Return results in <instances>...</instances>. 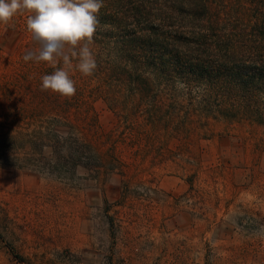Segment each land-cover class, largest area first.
<instances>
[{
  "label": "rangeland",
  "instance_id": "1",
  "mask_svg": "<svg viewBox=\"0 0 264 264\" xmlns=\"http://www.w3.org/2000/svg\"><path fill=\"white\" fill-rule=\"evenodd\" d=\"M26 16L0 24V264H264V130L198 119L145 136L137 97L115 103L122 89L78 70L71 99L41 91L55 69L23 60ZM70 135L122 166L41 171L38 137Z\"/></svg>",
  "mask_w": 264,
  "mask_h": 264
},
{
  "label": "trees",
  "instance_id": "2",
  "mask_svg": "<svg viewBox=\"0 0 264 264\" xmlns=\"http://www.w3.org/2000/svg\"><path fill=\"white\" fill-rule=\"evenodd\" d=\"M231 3L103 0L90 45L97 68L87 82L122 89L112 94L115 103L125 91L131 96L123 102L137 97V116L144 119L138 132L145 136L183 133L201 124L198 119L264 130V0ZM110 161L107 168L98 145L81 137H38L41 171L62 174L82 166L100 173L122 166L117 154Z\"/></svg>",
  "mask_w": 264,
  "mask_h": 264
},
{
  "label": "clouds",
  "instance_id": "3",
  "mask_svg": "<svg viewBox=\"0 0 264 264\" xmlns=\"http://www.w3.org/2000/svg\"><path fill=\"white\" fill-rule=\"evenodd\" d=\"M102 7L103 0H0V24L8 25L27 13L26 30L38 47L23 60L46 62L55 69L41 77V91L71 99L77 89L70 73L78 70L84 76L93 75L97 63L90 45ZM60 61L63 66L57 67Z\"/></svg>",
  "mask_w": 264,
  "mask_h": 264
}]
</instances>
